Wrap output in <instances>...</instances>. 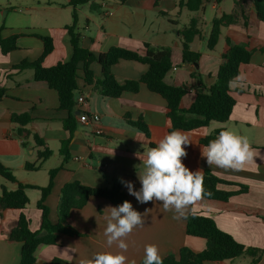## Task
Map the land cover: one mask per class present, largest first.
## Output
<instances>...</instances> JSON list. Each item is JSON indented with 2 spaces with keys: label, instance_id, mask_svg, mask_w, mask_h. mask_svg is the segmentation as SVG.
Segmentation results:
<instances>
[{
  "label": "crops",
  "instance_id": "1",
  "mask_svg": "<svg viewBox=\"0 0 264 264\" xmlns=\"http://www.w3.org/2000/svg\"><path fill=\"white\" fill-rule=\"evenodd\" d=\"M72 0H0V28L2 38L19 35L17 49L3 55L0 52V86L6 95L0 100V165L11 171L17 183L45 188L49 183V173L58 169L52 181L50 193L45 199L51 224L57 223V205L60 191L68 183L79 182L84 186L104 189L112 181L121 178L131 181L136 190L141 183L138 174L144 171L142 161L147 150L156 147L168 133L166 103L157 94L140 85L136 93H123L118 98H104L98 95L95 85L78 83L75 107L71 112L59 110L55 91L43 82L33 81L32 70L14 71L12 68L22 62H34L42 53V43L33 35L49 37L53 42L52 52L44 59L42 66L50 68L70 59L72 48L66 30L72 24V13L77 16V29L81 46L95 56L106 53L111 48H125L143 54L141 45L147 43L171 51L172 69L164 78L173 87H185L187 94L181 99L180 107L187 109L199 90L204 91L214 84L226 39L233 44L245 45L251 52L249 63L240 65L236 80L230 84V95L235 101L229 120L225 123L211 122L207 127L186 134L191 143L185 145L187 156L182 158L191 171L211 172L221 180L243 186L246 193L231 197L228 201L201 199L186 210L211 218L217 228L230 235L236 242L246 247L264 250V22L258 20L251 0L244 1L243 10L247 26L243 21L237 25L222 28L218 43L212 51L207 49L210 29L204 32L203 21L197 14L185 9L179 10L177 0H94L82 7H70ZM208 0H206L207 2ZM211 8L220 17L222 9L215 0ZM205 2V3H206ZM204 3V4H205ZM234 9V4L231 11ZM229 11V13L231 12ZM197 15V16H196ZM193 17L200 19L199 35L190 44V50L199 53L195 66L182 59L181 38L178 31ZM206 27V25H204ZM89 69L100 77V66L92 63ZM147 71L146 65L133 61H120L111 68L119 84L137 81ZM197 75L196 78L193 75ZM85 99L78 104L79 96ZM30 112L32 121L25 128L36 134L45 143L52 155L36 171H27L26 163L37 162V151L32 140L22 146L17 136L16 126L11 123V114ZM82 114L96 115L99 120L89 125L79 122ZM71 115L75 129L71 134L63 128V121ZM141 120L148 129L149 138L131 125ZM216 130H231L250 141L258 156L255 163L242 170L222 169L209 166L202 150L206 146L200 140ZM69 140L65 150L67 160L63 161L60 144ZM121 184V182H120ZM122 185V184H121ZM13 191L17 184L9 183L0 176L1 189ZM133 208L144 217V225L136 227L126 243L128 249L123 254L129 264L144 260L146 245H156L161 257H177L181 248L200 253L206 241L188 236L185 218H174L175 213L165 211L160 201L140 203L122 185ZM225 192H236L237 186H219ZM29 203L22 211L0 212V264H18L21 245L9 241V233L16 226L22 213L29 220L30 229L38 231L41 212L37 209L40 191L26 190ZM115 206L103 198L91 197L82 209L70 212L68 224L81 236L58 235L56 244L40 246L35 252L36 264H50L58 259L66 264H80L82 259H90L96 253H117L116 244L108 246L104 230L109 210ZM250 258L242 256L229 262H205L204 264H250ZM256 264H264V256Z\"/></svg>",
  "mask_w": 264,
  "mask_h": 264
},
{
  "label": "trees",
  "instance_id": "2",
  "mask_svg": "<svg viewBox=\"0 0 264 264\" xmlns=\"http://www.w3.org/2000/svg\"><path fill=\"white\" fill-rule=\"evenodd\" d=\"M94 0H72L68 6L76 8L92 4ZM121 1V0H119ZM223 0H215L220 4ZM256 16L259 21L264 22V0H251ZM206 0H177L179 10L185 9L190 13L203 11ZM234 9L230 13H222L220 17L214 18L211 22V29L207 39V49L212 51L218 43L221 29L237 25L243 21V26H247L246 15L244 14L242 0H233ZM198 17L189 20L186 27L178 31L181 38L182 59L184 62L198 64L200 54L190 50V44L199 35ZM70 38L72 54L68 61L57 63L55 66L45 68L42 66L44 59L52 52L53 42L49 37L33 35L42 43L41 56L34 62H22L12 69L14 71L32 70L33 81L43 82L47 87L56 92L59 110L71 112L75 107V95L79 92L78 83L82 80L86 85H95L97 93L104 98H118L123 93H136L140 85L159 95L166 103V117L169 122L168 133L174 130L181 132H191L207 127L211 122L225 123L229 120L235 101L230 95V84L238 77L240 65L249 63L251 52L245 45L233 44L229 39L225 40L222 62L218 68L216 79L213 85L205 88L203 92L196 93L195 99L187 109L180 107L181 99L187 94L185 87H173L165 83L164 78L172 69L171 51L168 48L155 47L147 43L141 45L143 54L125 48H111L102 55L95 56L90 51L84 49L80 43V33L77 29V16L72 13V24L66 27ZM2 28H0V52L6 55L17 49L19 35L9 38H2ZM120 61H133L146 65L147 71L137 81H126L123 84L117 83L111 68ZM92 63L100 66V77H96L89 69ZM194 78L197 75H193ZM198 78V77H197ZM6 95V89L0 86V100ZM11 123L16 126L17 136L22 139V146L26 147V141L30 138L37 151V162L26 163L24 168L27 171H36L42 163L49 159L52 152L46 148L45 143L36 134H32L25 127L31 123L30 112L21 114H11ZM146 138L149 132L141 120L131 123ZM63 128L71 134L75 129V120L69 115L63 121ZM216 130L211 135L200 140V144L207 146L209 141L215 139L219 132ZM69 140L60 144V154L63 161L67 160L65 152ZM59 169V168H58ZM54 169L49 173V183L45 188L26 186L16 182L10 170L0 165V176L9 183L17 184V188L9 191L1 189L0 212L6 210L22 211L29 203L26 190L33 189L40 191V199L37 202V209L41 212V224L38 231L30 229L29 220L24 214H20L16 226L9 233V241L21 245L20 260L18 264H36L35 252L40 246H50L56 244L60 234L69 237H80L69 224L70 212L74 209H82L89 198H103L115 206H119L127 195L123 191L120 182L114 180L104 189H96L84 186L79 182H72L64 185L60 191L57 205V223L51 224L48 218V208L44 202L52 187L54 175L58 171ZM203 187L205 195L202 199L226 202L231 197L246 193L243 186L233 184L219 179L209 171L203 174ZM219 186H237L236 192H225ZM186 234L191 237L200 238L206 241L205 249L200 253H193L190 249L183 247L179 250L177 257L169 255L163 259V264H204L205 262H229L242 256L250 258V264H256L262 256L264 250L246 247L236 242L230 235L219 230L214 221L196 212H190L185 218ZM50 264H66L54 259ZM143 264V261L140 263Z\"/></svg>",
  "mask_w": 264,
  "mask_h": 264
},
{
  "label": "clouds",
  "instance_id": "3",
  "mask_svg": "<svg viewBox=\"0 0 264 264\" xmlns=\"http://www.w3.org/2000/svg\"><path fill=\"white\" fill-rule=\"evenodd\" d=\"M189 143V137L179 130L167 133L156 147L147 150L146 159L142 161L144 171L138 174L140 189L136 190L131 181L123 178L121 184L138 202L160 201L165 211L174 210V218H186V210L205 195L202 172H193L182 162L187 156L185 145ZM202 155L209 166L232 170L244 169L255 163L254 158L258 156L247 137L231 130L220 131L202 150ZM105 209L109 210L104 230L107 244H116L121 251L96 253L90 259H82L80 264H129L123 254L128 249L126 239L136 227L144 225V217L128 200ZM144 253L143 264H163L156 245H146Z\"/></svg>",
  "mask_w": 264,
  "mask_h": 264
},
{
  "label": "rangeland",
  "instance_id": "4",
  "mask_svg": "<svg viewBox=\"0 0 264 264\" xmlns=\"http://www.w3.org/2000/svg\"><path fill=\"white\" fill-rule=\"evenodd\" d=\"M32 1H34L33 4L36 5V0H32ZM38 1H40V3H43L45 0H38ZM213 2H214L213 0H208L204 4L206 12L203 15L201 13L197 14L201 19L202 18L206 19L205 21H203V24H202V28H203L204 32H207V30L210 29V27H211L210 21L213 17H215V14L217 13V11L215 9L211 8ZM219 7L222 9L223 12L229 13V11H231V9L233 7V0H223L220 3ZM187 25H188V23L186 22L185 26H187ZM204 25H206V27H204Z\"/></svg>",
  "mask_w": 264,
  "mask_h": 264
},
{
  "label": "built area",
  "instance_id": "5",
  "mask_svg": "<svg viewBox=\"0 0 264 264\" xmlns=\"http://www.w3.org/2000/svg\"><path fill=\"white\" fill-rule=\"evenodd\" d=\"M77 103L81 105L85 103V99L82 95L78 97ZM98 120H99V117L96 115L87 116L86 114H82L79 117V122L83 125H89L91 123L97 122Z\"/></svg>",
  "mask_w": 264,
  "mask_h": 264
},
{
  "label": "water",
  "instance_id": "6",
  "mask_svg": "<svg viewBox=\"0 0 264 264\" xmlns=\"http://www.w3.org/2000/svg\"><path fill=\"white\" fill-rule=\"evenodd\" d=\"M195 66H197V64H195ZM198 92H199V93H201V92H202V90H199Z\"/></svg>",
  "mask_w": 264,
  "mask_h": 264
}]
</instances>
